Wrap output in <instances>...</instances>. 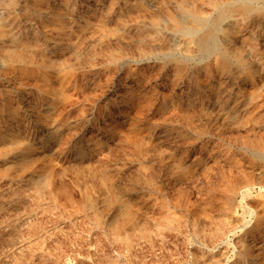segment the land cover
I'll use <instances>...</instances> for the list:
<instances>
[{"label":"rangeland","instance_id":"1","mask_svg":"<svg viewBox=\"0 0 264 264\" xmlns=\"http://www.w3.org/2000/svg\"><path fill=\"white\" fill-rule=\"evenodd\" d=\"M262 9L0 0V264H264Z\"/></svg>","mask_w":264,"mask_h":264},{"label":"bare ground","instance_id":"2","mask_svg":"<svg viewBox=\"0 0 264 264\" xmlns=\"http://www.w3.org/2000/svg\"><path fill=\"white\" fill-rule=\"evenodd\" d=\"M258 1H264V0H258ZM230 9H231V8H230ZM230 9H229V10H230ZM243 10H244L245 12L249 13V12H251V11L253 10V7L250 6V5H246V6L243 8ZM223 13H224V15H225V14L227 13V10L223 11L222 14H223ZM257 14H258V16L263 17V16H264V9H262V10H258V11H257ZM216 26H217L216 23L211 24V25L209 26L208 31H207L204 35L198 37V41H197V42H198V45H199L200 49H202V50H207V49H209V44H208V43H209V41H210L212 38H214V34H215ZM243 52H244V51H243ZM242 59L244 60L243 57H242ZM244 62H245V60H244ZM245 63L247 64V62H245ZM238 66L241 67V68H243V74H245L246 76H248L247 73H249L250 71H252V69H251L250 67L240 66L239 64H238ZM262 149H263V151H264V144L262 145ZM261 159L263 160V163H264V156H263ZM244 180H245V179H244ZM260 184H261V185H260V188H261V193H262V192H264V180L261 181ZM252 185H254V183L251 182V181H249V180H247V181H243V182H240V183L236 184V186H234V192L239 191V190H240L241 188H243V187H246V188H247V192H250V187H251ZM244 197H245V196H244Z\"/></svg>","mask_w":264,"mask_h":264}]
</instances>
